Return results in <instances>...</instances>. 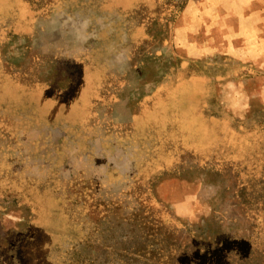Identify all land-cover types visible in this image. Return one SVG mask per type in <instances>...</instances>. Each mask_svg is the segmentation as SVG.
I'll list each match as a JSON object with an SVG mask.
<instances>
[{"label":"rangeland","instance_id":"obj_1","mask_svg":"<svg viewBox=\"0 0 264 264\" xmlns=\"http://www.w3.org/2000/svg\"><path fill=\"white\" fill-rule=\"evenodd\" d=\"M182 2L0 0V264H19L36 190L52 187L75 259L144 264L167 233L158 264H264V0ZM196 74L204 111L259 142L162 163L149 113L171 89L180 108Z\"/></svg>","mask_w":264,"mask_h":264},{"label":"trees","instance_id":"obj_2","mask_svg":"<svg viewBox=\"0 0 264 264\" xmlns=\"http://www.w3.org/2000/svg\"><path fill=\"white\" fill-rule=\"evenodd\" d=\"M186 2L187 0H183L179 6V14L184 9ZM190 82L195 87L194 91L184 96L179 104L180 108L175 107V104L170 101L173 96H176L175 93L177 92V90L171 89L167 92L169 98L162 100L161 104L159 103L160 100L155 99L159 103L158 109L149 113L152 119H149L146 123L145 133L157 140L156 143L150 141L151 145L156 148L157 145L162 147L164 144L165 148H167V158L163 162L159 156V161L162 163H176L180 159V162H182L184 155H187V158L189 156L193 157V160L197 161L198 152L203 157L209 150H215L213 149L215 146H217L223 158L235 159V157L246 153L247 150H244L246 149L245 146L251 145V141H255V138L259 142L260 128L247 127L244 124L239 125V127L234 125V123L224 124L222 117L224 115L215 112L214 109L210 111L207 109L208 113L204 111L205 102L210 100V97L206 96L204 91V86L209 85L207 76L196 74L191 77ZM213 82L214 79L212 80ZM172 85H166L164 88ZM176 112L177 115L175 114ZM178 118H181V120H177ZM221 124L224 126L222 130H219ZM241 141H243L242 145ZM175 144L179 146L175 148ZM164 167L162 166V169ZM0 184L5 189L6 185L3 182H0ZM50 191L42 190V188L36 190L35 203L39 208V214L33 220L29 227V232L23 239L22 244H20L19 264H98L96 258L79 260L69 256L74 247H64L70 241V238L65 239L63 237L66 229L69 230V228L64 227L67 224L72 230L76 224L72 221L73 217H69L67 215L68 212L63 210L64 202L62 197L54 193L53 187ZM168 222L171 223L172 220L168 219ZM68 232L66 231V233ZM170 238L171 236L165 233L164 238L160 241L162 247L160 249L151 247L153 252L150 256H148L150 247L146 248L147 255L143 258L144 264H158L155 257L160 253L159 250H161V254L168 252V248L170 249L171 245L169 243ZM128 256L135 257L133 258L135 261L144 257L138 251L132 252L131 250H128ZM178 256L181 257L183 254L180 253ZM219 257L220 255L210 254L203 259L204 261L202 260L201 262L200 259L198 263L193 264H199L200 262L202 264H221ZM123 260L125 259H118L117 257L112 264H123ZM101 264H104V262ZM257 264L261 263L258 262Z\"/></svg>","mask_w":264,"mask_h":264},{"label":"crops","instance_id":"obj_3","mask_svg":"<svg viewBox=\"0 0 264 264\" xmlns=\"http://www.w3.org/2000/svg\"><path fill=\"white\" fill-rule=\"evenodd\" d=\"M189 2V1H188ZM188 4V3H187ZM210 49V48H209Z\"/></svg>","mask_w":264,"mask_h":264}]
</instances>
